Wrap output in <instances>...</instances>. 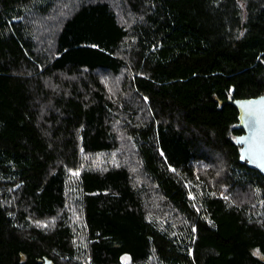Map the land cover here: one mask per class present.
<instances>
[{"label":"trees","instance_id":"obj_1","mask_svg":"<svg viewBox=\"0 0 264 264\" xmlns=\"http://www.w3.org/2000/svg\"><path fill=\"white\" fill-rule=\"evenodd\" d=\"M264 0H0V264H264Z\"/></svg>","mask_w":264,"mask_h":264},{"label":"water","instance_id":"obj_2","mask_svg":"<svg viewBox=\"0 0 264 264\" xmlns=\"http://www.w3.org/2000/svg\"><path fill=\"white\" fill-rule=\"evenodd\" d=\"M231 103L239 112V128L244 130L237 139L241 162H247L251 169L264 176V95Z\"/></svg>","mask_w":264,"mask_h":264}]
</instances>
